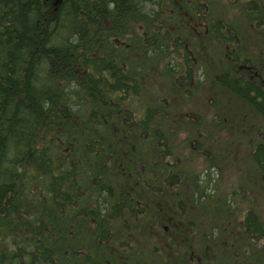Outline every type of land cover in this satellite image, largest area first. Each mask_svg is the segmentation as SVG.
<instances>
[{"label": "trees", "instance_id": "16d2710c", "mask_svg": "<svg viewBox=\"0 0 264 264\" xmlns=\"http://www.w3.org/2000/svg\"><path fill=\"white\" fill-rule=\"evenodd\" d=\"M239 5L0 0V264H264V0ZM202 68L241 123L191 110ZM180 132L253 145L238 185L166 166Z\"/></svg>", "mask_w": 264, "mask_h": 264}, {"label": "rangeland", "instance_id": "374dc122", "mask_svg": "<svg viewBox=\"0 0 264 264\" xmlns=\"http://www.w3.org/2000/svg\"><path fill=\"white\" fill-rule=\"evenodd\" d=\"M237 26H240V24H237ZM192 36L195 37V34ZM200 36H203V34H200ZM202 47L204 49V53H203L204 60H210L212 56L211 55L209 56L208 50L212 48V43L208 39V37L202 43ZM196 78L197 80H200L201 83L199 84H201L202 86H200L201 88H198L194 92V94H192L193 103L192 101L190 103V108L192 111H195L199 115H203L206 118L205 120L208 122L211 121L212 114L214 117L215 111L223 113L221 118L225 119L226 117L228 118V120H235L237 118L239 123H241L243 119V118L240 119L241 115L242 117L248 116V115H243L245 113H248L249 109L247 107L248 105L246 104V101L242 99L240 96H238L235 93H230L224 89L219 88L217 84L215 85L213 84L214 89H212L210 86H207V84H209V82L212 81V76L209 72L207 74L205 69L203 68L200 69L199 73L196 75ZM155 85L157 86L163 84L161 83V81L156 80ZM155 88L156 87H153L152 90ZM215 98H218L217 105ZM214 105L216 106L214 107ZM177 107H179V105H177ZM187 109L188 108H185L184 111H187ZM199 128L202 129V126L200 125ZM183 133L184 132H180L176 138V140H178L179 143H182L186 137V135ZM223 134L227 135L226 132ZM199 138L204 139V135H201ZM215 139L217 141L220 140L219 142L216 141L218 145L220 144V142L221 144L224 145V147L218 148V150H222V152L224 153L223 154L224 158L218 160L217 162L215 161L207 162L204 156H198L197 153L196 155L191 154L194 157V161L190 162L191 171L193 175L195 174L198 176L197 178L201 182L205 179L212 180L210 183V186L212 187L211 192L214 190V188H216L217 190L221 188H225L226 191H229L231 184L236 183V185H238L239 178L245 173V171L248 169V166H250L252 160L251 148L253 145L251 146L246 145L245 144L246 141H241L240 144L235 145L234 143L230 142L232 140L230 139V137L228 140H226L225 136L221 138H219V136H216ZM179 143L175 144L178 152L180 151ZM251 144H253V141H251ZM207 171H208V175H206ZM173 193L174 191L171 192V194ZM163 198H167V197L162 196L161 199ZM175 202H176V198H175ZM202 205L205 204L203 203ZM202 205L199 203L197 204L196 199L193 200L192 202L188 201L186 210L187 212L190 213V215L194 216L193 219L200 220L201 217L200 214H203V210H204V208H202L203 207ZM174 209L177 210V206H174ZM162 212H165L164 206ZM160 226H162V223ZM160 231L161 230H159L158 232Z\"/></svg>", "mask_w": 264, "mask_h": 264}, {"label": "flooded vegetation", "instance_id": "af4514ba", "mask_svg": "<svg viewBox=\"0 0 264 264\" xmlns=\"http://www.w3.org/2000/svg\"><path fill=\"white\" fill-rule=\"evenodd\" d=\"M251 0H239L240 2V5L238 6V10H242L243 9H247L245 4L247 2H249ZM242 27L245 28V26H248L247 22L246 21H242L239 23ZM225 58L228 59L229 61H233V55L234 53H225ZM211 92V91H210ZM216 102L218 101V98H215ZM218 104V102L216 103V105ZM214 105V107L216 106ZM223 115V113H222ZM226 118V117H225ZM186 135L185 139L183 140L182 143H179L178 140H175V144H178L179 143V149L180 151L178 152L177 150V147L175 145V150H174V153H170V158L169 161L167 162L166 166H171L172 168H181L182 170H185L187 171L188 173L192 174V171H191V165H190V162H193L194 161V157L193 155H196V153L198 154V156H204L207 160V162H217L218 160H221L224 158L223 156V152L222 150H218V148H221V147H224L223 144H220L218 145V143H216V139L215 137L216 136H219V138L225 136L226 138L228 137V135L226 134H216L215 133H210L212 138L206 140V138L204 137L203 138H191V135H189V133H183ZM259 134L257 135L256 137V140H259ZM205 135V134H204ZM206 136V135H205ZM179 138V137H178ZM220 140H218L217 142H219ZM234 143V142H232ZM257 143V141H256ZM235 144V143H234ZM255 149V148H254ZM253 153H254V150L252 149L251 150V158H253ZM193 154V155H191ZM191 155V156H190ZM163 161V159H162ZM159 162H155V164H158ZM179 183V182H177ZM177 186V185H170L169 187L171 188ZM158 204L160 205H164L166 207V211H173V206H177V212L181 214V219H185L187 217V215H190L189 212H187L186 208H187V204H188V201L192 202L193 199L192 197L191 198H177L176 199V203H171V207H167L166 206V203H163L161 204V202H163L164 200H168V199H161V195H162V191H158ZM178 196V194H176ZM179 203H183V206L184 207H180ZM159 212H162V207H159ZM188 213V214H187ZM162 215V214H161ZM160 215V216H161ZM191 216V215H190Z\"/></svg>", "mask_w": 264, "mask_h": 264}]
</instances>
